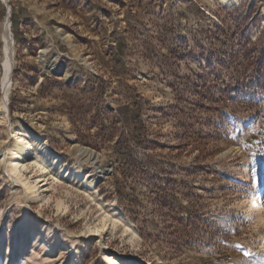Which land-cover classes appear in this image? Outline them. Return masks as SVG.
<instances>
[{"label": "rangeland", "instance_id": "rangeland-1", "mask_svg": "<svg viewBox=\"0 0 264 264\" xmlns=\"http://www.w3.org/2000/svg\"><path fill=\"white\" fill-rule=\"evenodd\" d=\"M18 123L45 199L5 171ZM262 180L264 0H0V264H264Z\"/></svg>", "mask_w": 264, "mask_h": 264}, {"label": "bare ground", "instance_id": "bare-ground-1", "mask_svg": "<svg viewBox=\"0 0 264 264\" xmlns=\"http://www.w3.org/2000/svg\"><path fill=\"white\" fill-rule=\"evenodd\" d=\"M236 0H223L224 3L229 2H235ZM3 39L5 41V56L6 61L4 62L6 64V73L4 77V86H5V93H8V88H10L12 76L14 73V55H15V48H14V38L12 36V29L10 24V13L7 19L5 20L3 24ZM59 53V52H58ZM5 59V58H4ZM62 68L61 70H67L66 64H61L58 66V68ZM8 107L7 101H3L1 104V108L6 109ZM9 109V108H8ZM7 110V109H6ZM66 120V119H64ZM67 122H65L66 124ZM24 129L22 128L21 124L18 123L17 125L12 126L11 128V139L9 141V146L7 148L8 154L6 159V165H5V171L8 173L14 180L21 186V188L24 190L25 195L28 199H45V197H41V193H39L38 185L41 183L42 187L49 188V182L47 178V173L40 176L39 178H34L31 176H28L25 173V170H28V164L41 167L40 171H44L45 168L49 165H47V162L44 161L46 157L50 158L51 164L57 163L56 156L53 155V153L50 151V149L42 144H39L40 149V156L35 157L33 161L30 159L31 149L33 147V143L31 141H26L25 138L22 137L24 135ZM22 133L20 134V132ZM34 132V131H33ZM32 132V133H33ZM29 134V133H28ZM37 135V133H36ZM39 137V136H38ZM36 141V140H35ZM35 144V143H34ZM47 165V166H46ZM53 166V165H52ZM59 166V165H58ZM48 168V167H47ZM44 169V170H43ZM80 171V170H79ZM74 171L72 173L73 177L76 179L83 181V184L87 187V189H94L93 186L96 183L95 176L86 177L81 172ZM93 171V170H92ZM105 171V170H104ZM59 175L69 176L71 173L67 169H62L60 167L59 169ZM57 172V173H58ZM102 172V171H100ZM96 174V173H95ZM58 177V176H57ZM82 184V182H81ZM263 187H264V180L258 184L257 188L255 189V193L253 194V198L251 199V202L248 206V214H254L260 223L264 225V193H263ZM25 197V198H26ZM103 207V206H101ZM104 208V207H103ZM114 210V209H113ZM115 212H104L103 215V226L97 227L98 232H102L103 229L107 226L108 223L110 225H116L117 222L123 221L124 219L120 217L119 211L114 210ZM125 225L131 226L130 223L125 221ZM92 228V227H91ZM92 232H95V229H91ZM103 236V233L101 234ZM73 236V235H72ZM73 238V237H72ZM71 239V238H70ZM9 254H13V248L8 247ZM107 264H119L116 260V256L108 255L107 257ZM131 264V263H130ZM135 264H145L142 261H139Z\"/></svg>", "mask_w": 264, "mask_h": 264}]
</instances>
